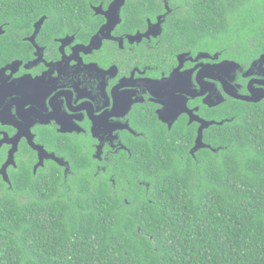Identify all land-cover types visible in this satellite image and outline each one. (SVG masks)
I'll list each match as a JSON object with an SVG mask.
<instances>
[{
  "label": "flooded vegetation",
  "instance_id": "obj_1",
  "mask_svg": "<svg viewBox=\"0 0 264 264\" xmlns=\"http://www.w3.org/2000/svg\"><path fill=\"white\" fill-rule=\"evenodd\" d=\"M115 1L0 0V202L28 201L54 173L149 188L131 173L146 149L173 139L192 155L241 108L264 111V0L229 10L203 44L166 30L171 0Z\"/></svg>",
  "mask_w": 264,
  "mask_h": 264
},
{
  "label": "trees",
  "instance_id": "obj_2",
  "mask_svg": "<svg viewBox=\"0 0 264 264\" xmlns=\"http://www.w3.org/2000/svg\"><path fill=\"white\" fill-rule=\"evenodd\" d=\"M171 1L181 8L166 30L203 44L248 0ZM242 109L213 126L209 148L190 155V143L170 139L146 149L131 173L149 188L54 173L28 201L0 202V264H264V111Z\"/></svg>",
  "mask_w": 264,
  "mask_h": 264
},
{
  "label": "water",
  "instance_id": "obj_3",
  "mask_svg": "<svg viewBox=\"0 0 264 264\" xmlns=\"http://www.w3.org/2000/svg\"><path fill=\"white\" fill-rule=\"evenodd\" d=\"M123 2H124V0H116V1L112 4L111 8L117 7L118 5H122ZM205 146H206V145H205L204 143H202V139H201V137L199 136V138H198L197 141H196V145H195L194 149H195V150H198V149L203 148V147H205Z\"/></svg>",
  "mask_w": 264,
  "mask_h": 264
},
{
  "label": "snow or ice",
  "instance_id": "obj_4",
  "mask_svg": "<svg viewBox=\"0 0 264 264\" xmlns=\"http://www.w3.org/2000/svg\"><path fill=\"white\" fill-rule=\"evenodd\" d=\"M37 30L39 31V28H37ZM0 32H3V28L0 27ZM2 67V66H0ZM18 75H22V73H19ZM0 77H3V72H0Z\"/></svg>",
  "mask_w": 264,
  "mask_h": 264
}]
</instances>
